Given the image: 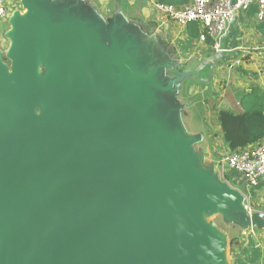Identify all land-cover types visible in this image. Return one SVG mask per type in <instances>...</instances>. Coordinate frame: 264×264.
I'll use <instances>...</instances> for the list:
<instances>
[{"label": "water", "instance_id": "obj_1", "mask_svg": "<svg viewBox=\"0 0 264 264\" xmlns=\"http://www.w3.org/2000/svg\"><path fill=\"white\" fill-rule=\"evenodd\" d=\"M26 7L12 20V70L0 61V264H222L221 241L198 219L235 192L200 171L195 179L137 113L150 88L165 87L120 88L78 20L79 33L55 41L45 104L32 115L40 22L36 4ZM234 200L242 227L264 228Z\"/></svg>", "mask_w": 264, "mask_h": 264}, {"label": "crops", "instance_id": "obj_2", "mask_svg": "<svg viewBox=\"0 0 264 264\" xmlns=\"http://www.w3.org/2000/svg\"><path fill=\"white\" fill-rule=\"evenodd\" d=\"M67 1L17 0L22 5L21 8H27L26 3L36 4L41 8L43 3L48 2L51 9L61 10L58 18L63 22L70 21L67 15L70 11L82 10L85 13L88 8L84 0H75L72 7L67 5ZM173 1L178 6L187 4L179 3L182 0ZM90 2L97 4L96 11L102 12L103 19L97 25L103 28H97L93 21L86 20L90 28L88 38L99 51L98 55L107 57L108 71L116 84L122 89H129L132 88V83L135 91L139 82L142 87L151 82L165 87L150 88L154 96L145 100L142 105L147 110H157V113L148 116V130L151 133L158 130V142L164 140V137L170 139L168 142L171 152L177 155L176 163H183L194 171H200L202 179H207V174L195 167V158L189 151L195 136L192 139L190 134L183 135L177 128L171 134L164 127L162 130V123L172 118L174 112L181 108L177 106L183 97L186 102L184 107L187 103L189 106L196 103L200 108V113L197 114L200 118L195 117V120L203 121L207 127L206 134L208 129L211 130L213 121L224 144L221 147L229 150L223 139L217 111L221 108L238 111L241 109L238 103L243 104V99L255 89L264 91V22L256 20L257 8L253 6L239 14L224 37L222 50L219 52L214 42L200 39L202 28L198 23L182 25L158 11L156 3L161 2L160 0ZM7 8L9 9L8 4ZM78 20H81L80 16L72 21ZM238 60H241V64L236 63ZM183 73L189 75L173 84L172 81ZM170 89L177 96L170 99V102H165L163 91ZM169 104L172 110L169 109ZM227 174L230 175V172ZM208 177L207 183L216 187L217 184L212 183V176ZM229 183L235 196L242 195L264 218V178L253 185L242 174L237 173L235 177L229 178ZM239 212L241 215L242 211ZM250 228L241 226L236 243H226L217 237L222 243V252L226 255L221 258L222 264H264V228Z\"/></svg>", "mask_w": 264, "mask_h": 264}, {"label": "rangeland", "instance_id": "obj_3", "mask_svg": "<svg viewBox=\"0 0 264 264\" xmlns=\"http://www.w3.org/2000/svg\"><path fill=\"white\" fill-rule=\"evenodd\" d=\"M49 2L51 0H48ZM75 0H68L67 5H70L72 7V3ZM87 2L85 4L88 6L86 8V11L80 10V11H70L67 15L69 18V22H72L74 18H77V16L81 17V21L84 23H87L86 20L93 21L97 28H103L100 25H97L101 19H103L100 12L95 10V6L97 4L91 3L90 0H84ZM8 4V15L4 19H0V61L5 64L9 70H12L13 62L11 58L9 57L10 54V48L12 45V38L10 36V31L13 28L12 18L16 15H23L28 11V8H21L22 5L20 2H17V0H7ZM76 5V4H74ZM84 6L83 4H81ZM42 7H47V9H40L36 8L34 9L35 14H37L39 18V27L35 29V41H36V48H37V68H36V78H37V84H38V90H37V102L36 104L31 108L30 113L32 115H38L41 110L44 107L45 104V97L47 95V90L49 86V81L53 74L50 73L51 66L54 64L55 67V58H54V50L58 46V43L55 44V41L60 38V36L66 37L64 35H67V30H71L75 33L73 25H63L64 22L60 21L58 16L60 17L61 10H53L49 7L48 2L43 3L41 5ZM20 7V8H19ZM94 9V10H93ZM63 12V10H62ZM80 19V18H78ZM83 19V20H82ZM85 19V20H84ZM106 23V22H105ZM80 27V25H79ZM50 28H55L56 35L52 34L54 33V29H52V36L50 37L51 42L48 44L49 46V52H52L51 60L47 57H45L44 52L40 50L38 47L39 40L43 35H47L50 32ZM94 30V29H93ZM4 32L6 34L4 35ZM80 32V31H79ZM78 32V33H79ZM49 35V34H48ZM68 38V37H66ZM49 75L51 77L49 78ZM45 81V82H44ZM44 82V84H43ZM42 87V93L39 91ZM168 91H171L168 90ZM3 103V98L1 97L0 93V109ZM186 102L182 99L180 100L177 107V111L174 112V115L172 118H169L165 120L162 123V130L163 127L171 132H175V128H177L183 135L184 134H190L189 137L192 139L195 136V139L192 140L191 146L189 148V151L195 158V167H198L199 169L203 170L205 174H207V179H205V182H208V176H212V183L217 184V186H225L228 189H230L233 193L235 192L233 187L229 183V177L227 175L228 172H230V176L233 178L237 175V171L234 170H228L225 169L224 171L220 167V160L221 158L230 153L229 150L223 149L221 146H224L223 141L221 140L220 136L218 135V132L214 128V123L211 121L210 131L208 129V132H199L200 129L204 130L203 128L206 126L200 121L195 120V117H197L198 113H200V108L196 106V103H193L192 105L186 104L184 107V104ZM184 107V108H183ZM145 112L146 116H150L153 113H157V110H147V107L144 109H141L140 112ZM133 113V106L126 108L125 114L130 117ZM200 118V117H197ZM145 132L147 130H144ZM147 132H151L150 130ZM128 133L131 135V131L128 130ZM133 134V133H132ZM206 134V135H204ZM153 136V132L151 134ZM196 135H200L198 138ZM144 140H146L144 138ZM131 141L127 143V148L130 149ZM242 197V195H240ZM234 198H239V196H235ZM233 197L229 195H223L218 199L217 206L213 211H206L203 210L201 213V216L199 217V222L203 225V229L208 233L209 237L211 239H215L219 237L221 240L225 241L226 243L228 241L235 242L238 239L237 233L239 230H241V226L239 225V219H240V212L239 209L236 206V202ZM244 198V197H243ZM246 201L244 200V203ZM247 235V234H245ZM223 251L222 256H226Z\"/></svg>", "mask_w": 264, "mask_h": 264}, {"label": "built area", "instance_id": "obj_4", "mask_svg": "<svg viewBox=\"0 0 264 264\" xmlns=\"http://www.w3.org/2000/svg\"><path fill=\"white\" fill-rule=\"evenodd\" d=\"M253 6L257 8L256 20L264 22V0H191L181 6L164 2L156 3L157 10L170 20L182 25L198 23L202 28L200 39L203 41L212 39L219 52L233 22L240 13L246 12ZM7 15L6 0H0V19H4ZM236 63L241 64V60ZM238 105L242 107L241 102ZM219 163L223 171L225 169L237 171L250 184L256 185L264 178V140L259 144L224 155ZM243 205L249 214L256 212L249 202Z\"/></svg>", "mask_w": 264, "mask_h": 264}, {"label": "trees", "instance_id": "obj_5", "mask_svg": "<svg viewBox=\"0 0 264 264\" xmlns=\"http://www.w3.org/2000/svg\"><path fill=\"white\" fill-rule=\"evenodd\" d=\"M160 1L174 3L173 0ZM188 1L182 0L179 3H189ZM5 34L6 32H4ZM208 39L214 42L212 39ZM243 72L246 71L244 70ZM163 95L165 102H170V99H174L177 93L174 91H163ZM169 109L172 110L170 104ZM217 119L221 127L224 142L230 152L259 144L264 140V91L255 89L251 95L243 99L242 107L238 111L227 108L219 109L217 111ZM199 121L204 124L200 119ZM203 129H200L199 132L205 133L207 131V127ZM227 175L231 178L229 174Z\"/></svg>", "mask_w": 264, "mask_h": 264}, {"label": "bare ground", "instance_id": "obj_6", "mask_svg": "<svg viewBox=\"0 0 264 264\" xmlns=\"http://www.w3.org/2000/svg\"><path fill=\"white\" fill-rule=\"evenodd\" d=\"M15 18V16H13V18H12V20ZM64 25V24H63ZM70 25H73V27H74V31L75 32H79L80 31V27H79V25H81V23L80 22H78V21H72L71 22V24ZM52 29H54V33H52V34H54V35H56V33H55V28H50L49 30H50V32L45 36V35H43L41 38H40V40H39V45H38V47L40 48V50H42L43 52H44V55H45V57H49V54H50V52H49V46H48V44L51 42V39H50V37L52 36V34H51V32H52ZM14 32V28H12V30H11V35H12V33ZM90 42H91V39L89 40ZM45 82V81H44ZM44 82H43V84H44ZM131 84V89H130V91H134V85L132 84V83H130ZM42 87H41V90L39 91L40 93H42ZM137 113L138 114H140V109L137 111ZM164 140H162V145H164L163 147L164 148H169V142H168V140H170L169 138H167V137H164L163 138ZM188 169V168H187ZM186 169V170H187ZM193 177L196 179V177H198V176H196V173H195V171H193Z\"/></svg>", "mask_w": 264, "mask_h": 264}]
</instances>
